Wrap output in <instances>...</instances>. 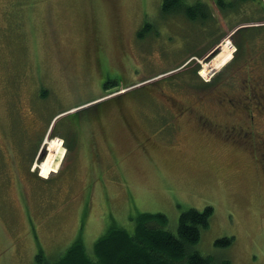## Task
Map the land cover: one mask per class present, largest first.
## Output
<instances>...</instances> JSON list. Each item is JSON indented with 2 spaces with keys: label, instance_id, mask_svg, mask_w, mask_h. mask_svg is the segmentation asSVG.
Segmentation results:
<instances>
[{
  "label": "rangeland",
  "instance_id": "374dc122",
  "mask_svg": "<svg viewBox=\"0 0 264 264\" xmlns=\"http://www.w3.org/2000/svg\"><path fill=\"white\" fill-rule=\"evenodd\" d=\"M110 1L0 0V264H39L38 254L54 261L78 236L91 254L95 240L110 225L133 232L135 216L142 211L165 213L164 229L175 233L179 213L207 205L212 212L197 247L220 256L225 261L221 264H264L263 116L251 109L252 137L242 129L233 133V128L226 135L242 113L221 112L208 98L209 89L201 86L217 74L233 83L245 74L264 82V33L245 38L234 62L231 37L211 46L214 37L227 32L217 23L209 34L190 21L185 41L175 33L174 49L162 51L156 42L134 52L125 43L124 51L115 31L117 17L122 22L126 15L116 16ZM162 1L135 0L134 6L122 0L131 6L125 8L131 19L154 15ZM259 1V10L253 5L247 10L254 12L237 17H264V0ZM89 18L97 26L87 23ZM95 33L106 49L99 59L84 42ZM227 40L231 54L206 78L209 73L201 69L222 54ZM190 56L191 65L174 69ZM194 65L196 75L189 71ZM104 77L112 79L109 88L101 84ZM115 94L114 102L95 108L104 95ZM170 104L193 112L162 125L158 114ZM98 109L99 117L111 120L107 139L113 143L89 148L82 137L85 120L80 126L78 121L68 128L62 124V133L73 144L68 152L63 136L52 133L57 125L42 134L50 116L60 110L51 120L56 124L93 118ZM197 110L211 120L204 128L196 125ZM84 132H91L90 127ZM52 137L64 151L47 175L40 163L49 152L46 139ZM253 137L260 139L248 144ZM108 145L115 146L116 155L106 150ZM220 237L232 238L229 247L214 246Z\"/></svg>",
  "mask_w": 264,
  "mask_h": 264
},
{
  "label": "flooded vegetation",
  "instance_id": "af4514ba",
  "mask_svg": "<svg viewBox=\"0 0 264 264\" xmlns=\"http://www.w3.org/2000/svg\"><path fill=\"white\" fill-rule=\"evenodd\" d=\"M114 4L111 6V8H113V6H115L117 14H122L126 15V17L124 16V20H118L119 16L117 17V21H118V25L117 30L115 31L116 34H118V42H119V46L124 49V51H126V44L130 45V47L128 46V50H134V52L137 51H143L146 48H148L149 46H152V44L157 42V45L162 46V51H167L169 49H174L177 47L176 43L177 41L174 40V36L175 33H180L183 35V39L185 41V34H184V30H186V26L190 25V17L188 14L189 8L196 6L197 7V12H195L197 15L196 17H198V22L197 25L200 28H204V24L202 25L201 23L202 21V10L203 7L202 6H207L208 9L210 8L207 4H209L210 1L206 0L205 2L203 0H163L162 3H160V11L156 12L154 15H150L148 13H145L144 16L142 18L137 19V15H135L133 17V19L130 18V16L128 15V12L126 11V9L131 8L130 5H125L123 4L122 0H111ZM110 1V2H111ZM135 0H129V3L135 6ZM211 3V8H210V16L213 17H208L210 20H208V25L213 26L215 25V23H218V20L216 18V16L213 15V9H212V1ZM201 5V6H199ZM126 8V9H125ZM257 10H259V5L257 7ZM240 10L242 11V8H240ZM254 12V10L252 11ZM243 13V12H242ZM93 15H95V11L93 10ZM204 15V12H203ZM208 16V15H207ZM86 19L87 23H91L93 26H97L98 21L92 19L90 20ZM205 21V20H204ZM115 25V23H114ZM238 29V30H237ZM235 30L234 33H239L241 32V36H243L244 34L247 36H243L241 37V39L244 38H253L255 37V35L261 34V32L264 33V22L261 24H257L254 26H243L240 29L237 28ZM181 31L183 33H181ZM247 32V33H244ZM260 32V33H259ZM234 33L233 36L232 34L230 35L231 38H233L232 40H234ZM244 33V34H242ZM264 35V34H263ZM99 34L95 33L91 38L90 41L88 40H84L86 45L92 46V53L93 55H96V58H98L99 53L100 52H105L106 49L104 48L103 44L100 41L99 38ZM180 40H181V36ZM150 42V43H147ZM226 42V41H225ZM222 43V48L225 47V49L220 52L221 55H215L213 56V58L211 59L210 62L206 63V67L202 68L201 71L205 72V73H209V70L212 69L216 64L219 63V60H224L226 57H224V55H228L231 54V51L229 48H227V43ZM124 51L120 50V53H124ZM236 53L233 55L232 57V62H234L235 60H237V58L239 57L240 53L238 51V49H236ZM87 53L89 52V50L86 51ZM192 56H190L188 59L185 60L184 64L189 63V65H191L192 61L191 58ZM99 59V58H98ZM191 61V62H190ZM248 61H252L250 59H247L245 62ZM232 64V63H231ZM99 65V64H98ZM173 65V64H171ZM188 65V64H187ZM188 65V66H189ZM100 66V65H99ZM183 66V65H181ZM245 66L247 67V63H245ZM176 69V68H174ZM239 71H243L242 68H240V66L238 67ZM172 74H170L169 76H171ZM193 75V74H192ZM169 76L166 77L169 78ZM194 78V77H193ZM216 78L213 79L212 83H204L202 82L203 88H208L209 90L206 91V93H208V98L211 101H214L215 104L218 105L219 110L223 113L225 112H230L232 111L233 113L237 114V113H242V114H238L239 117H236V119L231 122L229 125V131H225L224 133H226V135H228L230 133V131L233 128V133L237 132V130H245L247 133L252 129V124L251 122L254 118V114L252 113L251 109L255 108L256 109V113H258L259 115L263 116V121H264V82H261L260 80H258V78L255 77V79H251L250 75L246 76L242 75L240 77L241 80H237V83H233L231 82L228 78H226L224 76V78L221 77H217L218 81H214ZM223 79L222 82H220ZM109 82H111L110 80H105V78L103 79V81L101 82V84L107 88L110 87L106 86V84H109ZM206 85H208L209 87H207ZM115 98H118V95L115 94V96H105L104 95V100L101 102L103 103L102 105L97 104L95 106V108H101L102 106H104V104L109 101V102H114ZM229 109V110H228ZM101 109L97 110V113L93 114V118H83V119H72V120H62L61 123L56 124V121H54L55 127L57 125V127L55 129H53L52 133L53 135H59V136H63V141L66 144V151L68 152L69 150H71V148L73 147V144H71L69 141H67V137L66 134L62 133L61 128H62V124H66L67 128H68V124L72 125L73 121H78V125L80 126L83 121L85 120L86 123L84 124V128L82 130L83 132V142H86L89 144L88 147L93 149L95 147H97L98 149L101 147H104L106 144H110L113 143L110 140L107 139V136H110V131H108V127L110 125V119L109 118H104V117H99L100 114L99 112ZM61 112V110H60ZM60 112L54 113L53 115L50 116V119L48 120V125L50 123V120L55 117V115L59 114ZM193 112V111H192ZM192 112H188L185 111L184 109L180 110L179 106H176L175 104H170V109L168 111H162L159 112L158 116L160 115V120L162 121L161 124L163 125L164 122L168 123V126L171 125L172 123L175 122V120L178 117H181L180 115L183 113H188V114H192ZM237 112V113H236ZM196 116L197 119L199 120L196 125L200 128H204V126H207L208 123L207 121L211 122L209 116L205 115L204 113H202L201 111L197 110L196 111ZM105 120H104V119ZM206 118V119H205ZM251 120V121H250ZM46 123V125H47ZM47 125V126H48ZM90 127V131L89 133L84 132L85 130H88V128ZM255 127V126H254ZM161 128V126H160ZM35 130V129H34ZM33 130V131H34ZM45 130V129H44ZM156 130V129H154ZM160 131L164 132L165 134H169L168 131H164L162 129H159ZM159 130H156L158 132H160ZM211 130V129H210ZM155 131V132H156ZM254 128L250 131L252 133V135L254 134ZM249 132V136L251 135ZM33 135H35V132L32 133ZM42 134H45V131L42 132ZM46 135V134H45ZM246 135V134H245ZM251 135V137H252ZM167 136V135H166ZM247 136V135H246ZM146 139H148L147 137H145ZM260 138H255L253 137L251 140H248V144H253L256 140L259 141ZM67 146L69 148H67ZM106 150L109 153H112L113 155H116L117 152H115L116 148L114 145H108V147L106 148ZM95 152V151H93ZM120 159H117V162H119ZM232 240V239H231Z\"/></svg>",
  "mask_w": 264,
  "mask_h": 264
},
{
  "label": "trees",
  "instance_id": "16d2710c",
  "mask_svg": "<svg viewBox=\"0 0 264 264\" xmlns=\"http://www.w3.org/2000/svg\"><path fill=\"white\" fill-rule=\"evenodd\" d=\"M235 1L236 0H233V3ZM241 1L242 0H239L238 3ZM202 7L201 17L203 22L201 24H204V27L209 29L208 33L210 34V30L214 28L208 25V20H210L208 17L211 15L210 8L208 9L207 6ZM241 8L243 9L244 7L241 6ZM238 9L240 8L238 7ZM195 12H197V7L193 6L189 8L188 14L191 22L197 24L198 17H196L197 14ZM234 32L235 31H233V33ZM241 32L234 33L235 38L233 40L235 48L238 49L240 54L242 52V44L245 40V38L241 39V37L245 35L244 33H247L244 32L242 33L244 35L241 36ZM225 34L226 32H223L214 37L215 40L211 46L218 44ZM204 51H209L208 46ZM202 52H200L199 55H201ZM236 52H234V54ZM184 63L185 59L175 68L189 64ZM197 66L198 65H194L189 70L194 75L197 73ZM168 69L165 71H168ZM176 74L179 75L177 72ZM219 75L220 74H217V76ZM217 76H214V78ZM212 81L213 80L202 82L212 83ZM67 148L69 147L67 146ZM211 212L212 207L210 205H207L203 209L187 208L185 211L179 213L177 229L174 233L169 229H164L168 221V216H166L165 213L159 211L153 213L142 211L135 216V230L133 232L121 226L110 225L104 234L99 235L95 240L93 253L91 254L86 253L84 242H82L80 236H78L56 260L44 261L43 255L41 254L37 255L36 260L39 264H221L225 261H223L220 256L219 258L213 253H204L197 247L198 241L201 238V231L208 228ZM158 223L163 227L156 226ZM231 239L232 238L220 237V239L214 241V246L221 247L222 249L227 248L231 243Z\"/></svg>",
  "mask_w": 264,
  "mask_h": 264
},
{
  "label": "crops",
  "instance_id": "0c3cea01",
  "mask_svg": "<svg viewBox=\"0 0 264 264\" xmlns=\"http://www.w3.org/2000/svg\"><path fill=\"white\" fill-rule=\"evenodd\" d=\"M211 1L213 5V15L216 16L219 24H223L224 30H227L225 36H228V34L237 28H241L243 26H254L264 22V17L260 14H255L251 19H239L236 15L237 13H242L243 11L250 12L251 10H247V8L253 5H259L260 7L261 4L259 0H242L240 3H238L239 0H236L234 3L233 0ZM241 6L244 7L242 11L238 9V7L241 8Z\"/></svg>",
  "mask_w": 264,
  "mask_h": 264
},
{
  "label": "bare ground",
  "instance_id": "6f19581e",
  "mask_svg": "<svg viewBox=\"0 0 264 264\" xmlns=\"http://www.w3.org/2000/svg\"><path fill=\"white\" fill-rule=\"evenodd\" d=\"M229 57V56H227ZM226 57V58H227ZM224 61V60H223ZM222 63L219 62L215 67L220 66ZM213 70V69H212ZM212 71L209 72V74ZM46 143L50 144L49 146V152L46 155L47 157L44 159L42 163H40V167L43 168V173L49 175V173L52 172V170H55L53 165L55 166L56 164L59 163L60 159L62 158V153H63V148L56 138H51V139H46ZM54 161H58L57 163ZM56 163V164H55ZM45 176V175H44Z\"/></svg>",
  "mask_w": 264,
  "mask_h": 264
},
{
  "label": "water",
  "instance_id": "95a60500",
  "mask_svg": "<svg viewBox=\"0 0 264 264\" xmlns=\"http://www.w3.org/2000/svg\"><path fill=\"white\" fill-rule=\"evenodd\" d=\"M212 51H213V50H212ZM212 51H211V53H210V54H212ZM210 54H208V55H207L205 58H206V59H209V57H211V56H212V55H210ZM52 123H53V122L51 121V124H52ZM51 124H50V125H51Z\"/></svg>",
  "mask_w": 264,
  "mask_h": 264
},
{
  "label": "built area",
  "instance_id": "2783aa9c",
  "mask_svg": "<svg viewBox=\"0 0 264 264\" xmlns=\"http://www.w3.org/2000/svg\"><path fill=\"white\" fill-rule=\"evenodd\" d=\"M232 52H233V51H232ZM212 72H213V71H212ZM212 72H211L209 75L205 76V77L207 78V77H209L210 75H212ZM205 77H204V78H205Z\"/></svg>",
  "mask_w": 264,
  "mask_h": 264
}]
</instances>
